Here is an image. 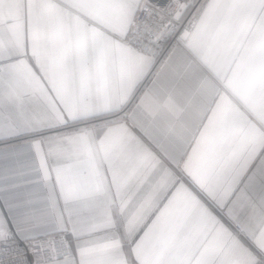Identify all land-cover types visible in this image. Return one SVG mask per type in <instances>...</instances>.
Instances as JSON below:
<instances>
[{"label": "snow or ice", "instance_id": "snow-or-ice-1", "mask_svg": "<svg viewBox=\"0 0 264 264\" xmlns=\"http://www.w3.org/2000/svg\"><path fill=\"white\" fill-rule=\"evenodd\" d=\"M0 145V264H264V0H0Z\"/></svg>", "mask_w": 264, "mask_h": 264}, {"label": "built area", "instance_id": "built-area-1", "mask_svg": "<svg viewBox=\"0 0 264 264\" xmlns=\"http://www.w3.org/2000/svg\"><path fill=\"white\" fill-rule=\"evenodd\" d=\"M162 3L166 2V0H161Z\"/></svg>", "mask_w": 264, "mask_h": 264}, {"label": "crops", "instance_id": "crops-1", "mask_svg": "<svg viewBox=\"0 0 264 264\" xmlns=\"http://www.w3.org/2000/svg\"><path fill=\"white\" fill-rule=\"evenodd\" d=\"M179 55H182V54H178V56H179ZM0 147H2V145H0Z\"/></svg>", "mask_w": 264, "mask_h": 264}]
</instances>
